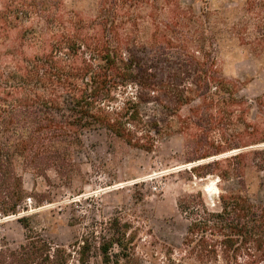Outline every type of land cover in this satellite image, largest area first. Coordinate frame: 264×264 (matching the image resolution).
Segmentation results:
<instances>
[{
    "label": "trees",
    "instance_id": "trees-1",
    "mask_svg": "<svg viewBox=\"0 0 264 264\" xmlns=\"http://www.w3.org/2000/svg\"><path fill=\"white\" fill-rule=\"evenodd\" d=\"M0 1V215L18 216L26 231L18 247L0 248V264H90L94 249L104 264H130L134 233L120 217L56 245L19 216L30 198L23 172L70 178L84 132L105 130L145 152L179 133L192 161L219 153L197 143L202 134L233 130L237 121L239 136L226 141L235 151L190 168L196 178L216 175L235 187L217 185L208 201L200 190L180 196L187 227L181 245L165 255L168 264H264V196L255 193L264 192V92L253 106L239 95L242 82L223 76L207 8L95 0L94 15L85 18L65 14L62 0ZM232 1L229 10L240 15L230 31L264 68V0ZM24 21L29 29L17 30Z\"/></svg>",
    "mask_w": 264,
    "mask_h": 264
},
{
    "label": "rangeland",
    "instance_id": "rangeland-1",
    "mask_svg": "<svg viewBox=\"0 0 264 264\" xmlns=\"http://www.w3.org/2000/svg\"><path fill=\"white\" fill-rule=\"evenodd\" d=\"M62 2L65 14L76 11L90 18L95 13V0ZM181 2L194 5L198 13L203 7L209 10L211 26L218 36L215 49L218 68L223 76L242 82L239 95L254 106L253 100L264 92V68L249 54L248 46L237 33L230 31L240 15L229 10L236 4L232 0ZM29 25V21H24L17 30L29 29ZM151 26V22L146 24V34H150ZM240 131L241 123L237 121L233 130L202 134L197 143L210 154L219 153L190 161L194 153L179 133L160 137L154 150L145 152L128 146L105 130H88L73 150L75 169L70 178L62 179L51 170L46 181L31 172H23L30 198H26L19 216H28L31 225L56 245L69 244L98 223L120 217L130 223L128 234L134 233L128 252L130 264H168L165 251L181 245L188 223L177 207V199L200 190L208 201L216 195L217 185L225 190L236 185L234 181H219L216 175L196 178L190 168L231 155L235 150H228L226 141L239 136ZM255 191L256 198L264 196L263 191ZM34 198L41 199L40 206ZM17 217L0 215V248H16L25 241L26 231ZM118 251L114 246L113 252ZM90 264H104L96 249Z\"/></svg>",
    "mask_w": 264,
    "mask_h": 264
},
{
    "label": "bare ground",
    "instance_id": "bare-ground-1",
    "mask_svg": "<svg viewBox=\"0 0 264 264\" xmlns=\"http://www.w3.org/2000/svg\"><path fill=\"white\" fill-rule=\"evenodd\" d=\"M217 189V188H216Z\"/></svg>",
    "mask_w": 264,
    "mask_h": 264
}]
</instances>
